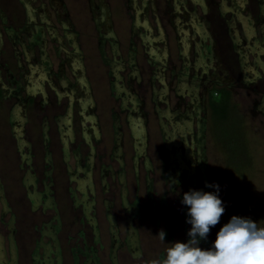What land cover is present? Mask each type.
<instances>
[{"label":"rangeland","instance_id":"1","mask_svg":"<svg viewBox=\"0 0 264 264\" xmlns=\"http://www.w3.org/2000/svg\"><path fill=\"white\" fill-rule=\"evenodd\" d=\"M263 12L0 0V264H154L205 181L225 212L202 247L233 215L264 226Z\"/></svg>","mask_w":264,"mask_h":264},{"label":"clouds","instance_id":"2","mask_svg":"<svg viewBox=\"0 0 264 264\" xmlns=\"http://www.w3.org/2000/svg\"><path fill=\"white\" fill-rule=\"evenodd\" d=\"M204 187L213 190L189 189L181 198L186 206L185 222L191 225L187 241L169 243L164 258L154 264H264V226L250 217L231 216L210 246L202 247L225 212L219 183L205 181ZM158 236L164 241L166 232L160 230Z\"/></svg>","mask_w":264,"mask_h":264},{"label":"trees","instance_id":"3","mask_svg":"<svg viewBox=\"0 0 264 264\" xmlns=\"http://www.w3.org/2000/svg\"><path fill=\"white\" fill-rule=\"evenodd\" d=\"M214 94V91H213ZM210 100V101H209ZM209 101V106L210 109L212 110V114L218 117H225L227 118V100L226 98H221L220 100H213L212 98L210 99L209 97L207 98V102Z\"/></svg>","mask_w":264,"mask_h":264},{"label":"flooded vegetation","instance_id":"4","mask_svg":"<svg viewBox=\"0 0 264 264\" xmlns=\"http://www.w3.org/2000/svg\"><path fill=\"white\" fill-rule=\"evenodd\" d=\"M237 1V0H236ZM264 13V12H263ZM12 111H11V115H13V120L14 121H18V122H20V119H21V112H22V114H23V109H22V111H21V108H20V105H18V104H14V106H13V108L11 109ZM19 115V116H18ZM15 116H18V117H15ZM83 117H85V115H83ZM17 124V123H16ZM61 129H63V127L62 126H60V133L62 134V137H61V139L64 141V136H63V132H62V130ZM86 130V129H85ZM118 144V143H117Z\"/></svg>","mask_w":264,"mask_h":264}]
</instances>
